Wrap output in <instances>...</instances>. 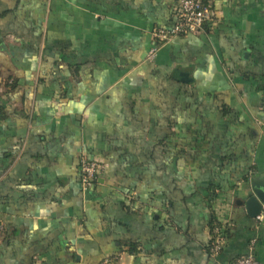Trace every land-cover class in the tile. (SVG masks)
<instances>
[{"label": "crops", "instance_id": "obj_1", "mask_svg": "<svg viewBox=\"0 0 264 264\" xmlns=\"http://www.w3.org/2000/svg\"><path fill=\"white\" fill-rule=\"evenodd\" d=\"M179 1L0 0V264H264V0L147 61Z\"/></svg>", "mask_w": 264, "mask_h": 264}, {"label": "built area", "instance_id": "obj_2", "mask_svg": "<svg viewBox=\"0 0 264 264\" xmlns=\"http://www.w3.org/2000/svg\"><path fill=\"white\" fill-rule=\"evenodd\" d=\"M215 0H181L171 9L172 22L165 28L152 31L155 45L149 50L146 58L152 62L157 47L168 43L178 37L197 35L204 31H210L216 24V15L213 10ZM79 182L85 192L90 190L104 171L100 162L90 160L85 155L78 159ZM258 218V217H257ZM225 241V228L223 224L215 227L212 237L210 253L216 255L223 247ZM250 251H252L250 249ZM228 264H260L252 252L241 256Z\"/></svg>", "mask_w": 264, "mask_h": 264}, {"label": "water", "instance_id": "obj_3", "mask_svg": "<svg viewBox=\"0 0 264 264\" xmlns=\"http://www.w3.org/2000/svg\"><path fill=\"white\" fill-rule=\"evenodd\" d=\"M172 78L182 83H191L192 81L188 72L182 73L178 70L174 72ZM249 190L250 195L245 201L244 208L250 218L256 219L264 210V185L259 180H253Z\"/></svg>", "mask_w": 264, "mask_h": 264}, {"label": "trees", "instance_id": "obj_4", "mask_svg": "<svg viewBox=\"0 0 264 264\" xmlns=\"http://www.w3.org/2000/svg\"><path fill=\"white\" fill-rule=\"evenodd\" d=\"M6 87H9L11 90L14 88L13 82L9 83L6 81L5 83ZM5 104L0 101V118H3L5 116ZM217 224V220L214 218V221H212V224ZM211 230H213V227H211Z\"/></svg>", "mask_w": 264, "mask_h": 264}]
</instances>
